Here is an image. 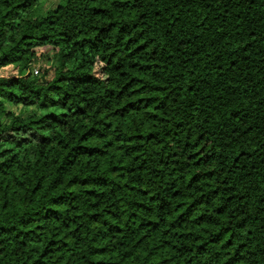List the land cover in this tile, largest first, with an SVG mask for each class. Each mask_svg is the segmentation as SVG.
<instances>
[{"label": "trees", "instance_id": "1", "mask_svg": "<svg viewBox=\"0 0 264 264\" xmlns=\"http://www.w3.org/2000/svg\"><path fill=\"white\" fill-rule=\"evenodd\" d=\"M43 1L0 0V264H264V0Z\"/></svg>", "mask_w": 264, "mask_h": 264}, {"label": "rangeland", "instance_id": "2", "mask_svg": "<svg viewBox=\"0 0 264 264\" xmlns=\"http://www.w3.org/2000/svg\"><path fill=\"white\" fill-rule=\"evenodd\" d=\"M61 0H45L43 1L38 7H37V10L38 11H41L42 9L43 10H48L50 9L52 6H54L55 3L59 2ZM37 49H40L42 50V52L46 53L47 52V49H50V47H47V46H42L40 48H37ZM49 55V54H48ZM48 65H50V61H48L46 59V56H43V57H40L39 59L35 60V62L32 64L33 68H45V67H48Z\"/></svg>", "mask_w": 264, "mask_h": 264}, {"label": "built area", "instance_id": "3", "mask_svg": "<svg viewBox=\"0 0 264 264\" xmlns=\"http://www.w3.org/2000/svg\"><path fill=\"white\" fill-rule=\"evenodd\" d=\"M37 72H38V69L35 68V69L33 70V73L35 74V73H37Z\"/></svg>", "mask_w": 264, "mask_h": 264}]
</instances>
